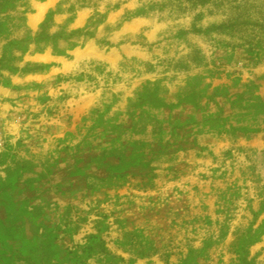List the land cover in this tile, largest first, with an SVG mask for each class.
<instances>
[{
	"label": "rangeland",
	"instance_id": "1",
	"mask_svg": "<svg viewBox=\"0 0 264 264\" xmlns=\"http://www.w3.org/2000/svg\"><path fill=\"white\" fill-rule=\"evenodd\" d=\"M137 139L163 183L223 178L213 214L91 197L89 166ZM75 164L73 198L0 199L1 264H264V0H0V180L43 193Z\"/></svg>",
	"mask_w": 264,
	"mask_h": 264
},
{
	"label": "crops",
	"instance_id": "2",
	"mask_svg": "<svg viewBox=\"0 0 264 264\" xmlns=\"http://www.w3.org/2000/svg\"><path fill=\"white\" fill-rule=\"evenodd\" d=\"M140 134V133H138ZM139 139V137H137ZM125 141V146H120L118 148L111 145V149H107V153L103 158L104 162L95 163V166L91 164L90 171L95 170L96 183L101 182L102 184L94 186L93 182L88 185L89 193L92 194L91 197L96 196V193L101 194L105 192L107 199H137L138 204L142 201L145 202L146 199H156L157 202L164 203L173 201L169 199L176 200L178 205L181 207L182 204L192 202L199 204L200 208L203 210L204 217L213 214V204L215 202L216 196H219L225 189V181L223 178H218L216 180L210 179V174L202 175L203 173H210V167L197 168L194 169L193 174L190 176H182L177 178L176 182H161L159 181L158 168L160 166L159 161L162 155V148L157 147L156 144L147 149L145 141ZM179 147L177 149V154H182L186 156L190 149L183 150ZM75 157V160H77ZM81 158V157H80ZM157 160V162H156ZM184 160V159H183ZM185 161V160H184ZM67 164H58V168L65 170ZM171 167L170 170H175ZM69 172H74L72 180L66 179V174L62 175L57 183L47 182L44 186L43 193L42 190L34 189L33 187L24 188L25 185L19 184L16 181L0 180V199H10V205L13 203L16 207L22 204L18 199H66L73 198L76 193H80L82 188L87 187L82 184L85 178L81 174V166L73 165L68 169ZM213 171H216L213 170ZM94 172V171H93ZM161 175V174H160ZM163 176V175H161ZM160 176V177H161ZM101 177V178H98ZM94 180L93 177H90ZM69 179V177H68ZM60 180L63 183H60ZM67 180V182H66ZM103 181L106 182V188L100 189L103 185ZM157 183V186L152 187V184ZM67 183V184H66ZM56 184L57 187L52 186ZM149 184L150 186H146ZM92 187H95L93 190ZM98 187V189L96 188ZM42 193V194H41ZM137 194V195H134ZM128 201V200H127ZM141 201V202H140ZM155 201V202H156ZM191 203V204H192ZM18 204V205H17ZM24 204L21 206L23 207ZM20 206V207H21ZM19 207V208H20ZM12 214L7 205L0 203V250L2 246L7 250V256L12 261V258L17 256V249L19 245V234L18 230L12 221ZM16 214V213H15ZM207 216H206V215ZM196 220L199 217L195 215L188 216L186 219ZM26 235H30L32 240L36 238V235L29 234L30 231L26 229ZM97 235V234H96ZM94 236V235H91ZM28 242V239L26 240ZM22 253V252H21ZM23 254V253H22ZM28 254V253H26ZM23 257L28 258V255H23ZM1 264V258H0Z\"/></svg>",
	"mask_w": 264,
	"mask_h": 264
}]
</instances>
